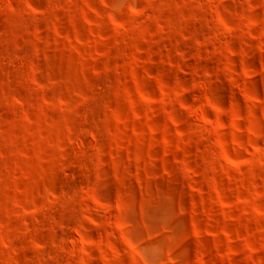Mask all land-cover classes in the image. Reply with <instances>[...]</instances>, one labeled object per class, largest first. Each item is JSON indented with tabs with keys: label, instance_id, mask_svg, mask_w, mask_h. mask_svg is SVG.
<instances>
[{
	"label": "rangeland",
	"instance_id": "rangeland-1",
	"mask_svg": "<svg viewBox=\"0 0 264 264\" xmlns=\"http://www.w3.org/2000/svg\"><path fill=\"white\" fill-rule=\"evenodd\" d=\"M0 264H264V0H0Z\"/></svg>",
	"mask_w": 264,
	"mask_h": 264
}]
</instances>
